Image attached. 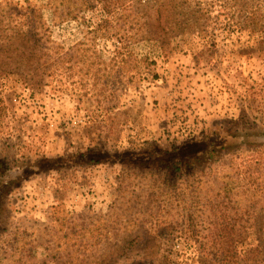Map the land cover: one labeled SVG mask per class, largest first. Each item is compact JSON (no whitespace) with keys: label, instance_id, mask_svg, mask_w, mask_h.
Returning a JSON list of instances; mask_svg holds the SVG:
<instances>
[{"label":"rangeland","instance_id":"rangeland-1","mask_svg":"<svg viewBox=\"0 0 264 264\" xmlns=\"http://www.w3.org/2000/svg\"><path fill=\"white\" fill-rule=\"evenodd\" d=\"M0 163V264H264V0H0Z\"/></svg>","mask_w":264,"mask_h":264},{"label":"trees","instance_id":"trees-1","mask_svg":"<svg viewBox=\"0 0 264 264\" xmlns=\"http://www.w3.org/2000/svg\"><path fill=\"white\" fill-rule=\"evenodd\" d=\"M30 56L34 57L32 54ZM173 151L174 152H171V153L168 152V156L165 158L164 161H154L153 163L162 164V163H166V162H172V159L174 158V154L184 153V151L181 148L178 149V148L173 147ZM164 156H165L164 153L161 154L160 152H157V151L151 152V153H144V150H141V151H137V152L129 151L127 156L121 155L119 157L120 158H126L127 160L125 161V165L128 166V165H136L137 163H141L146 159L152 161V160H155L158 158L159 159L163 158ZM170 156H173V157L170 158ZM101 157H102V153L99 149H92V150L89 149L86 152H81V153L77 154L73 158H68V159L59 158L57 160L51 159L48 161H50L49 165H52V166L58 165L59 167L68 166L67 164L69 162H72L73 160H76L79 163H84L86 165H96V164L100 163ZM182 163L184 165H187L186 162H182ZM173 164H175L176 171H179V167L181 166V164L177 161L173 162ZM42 165H45V163L37 164L36 168H40ZM5 166L3 163H0V175L3 172L7 171V169H5ZM0 190L2 191V188H0Z\"/></svg>","mask_w":264,"mask_h":264}]
</instances>
